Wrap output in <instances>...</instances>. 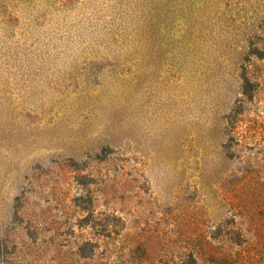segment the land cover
Listing matches in <instances>:
<instances>
[{"label": "rangeland", "instance_id": "374dc122", "mask_svg": "<svg viewBox=\"0 0 264 264\" xmlns=\"http://www.w3.org/2000/svg\"><path fill=\"white\" fill-rule=\"evenodd\" d=\"M0 264H264V0H0Z\"/></svg>", "mask_w": 264, "mask_h": 264}]
</instances>
